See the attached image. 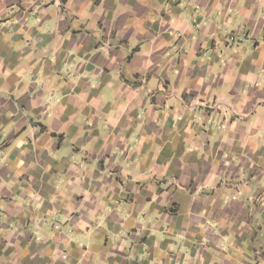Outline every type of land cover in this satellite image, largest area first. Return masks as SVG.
Wrapping results in <instances>:
<instances>
[{"label": "clouds", "instance_id": "1", "mask_svg": "<svg viewBox=\"0 0 264 264\" xmlns=\"http://www.w3.org/2000/svg\"><path fill=\"white\" fill-rule=\"evenodd\" d=\"M10 16L0 96L27 103L0 122V264H264V0Z\"/></svg>", "mask_w": 264, "mask_h": 264}, {"label": "crops", "instance_id": "2", "mask_svg": "<svg viewBox=\"0 0 264 264\" xmlns=\"http://www.w3.org/2000/svg\"><path fill=\"white\" fill-rule=\"evenodd\" d=\"M99 0H97V3ZM130 3L132 6H135V0H130ZM13 5H9V7H12ZM15 7H19L21 11H23V6L19 4L18 2L14 5ZM15 15V14H14ZM111 15V13H109ZM13 17H4L2 20H0V23L7 24V22L12 19ZM80 35V30L77 29L73 31V37H77ZM11 90V89H10ZM20 104V107L24 108L26 107V100L24 97H21L20 101H17L15 97H3L0 96V122L7 123L9 121V116L7 115L8 112H15L16 111V104ZM16 117H12V119H15ZM34 126L40 127L41 131L45 130V127L43 125V122L36 121L34 122ZM53 137L57 140H59L61 143L63 142L62 134L60 136H57L55 132L52 133ZM144 243H147V240L144 241ZM111 259V258H110Z\"/></svg>", "mask_w": 264, "mask_h": 264}]
</instances>
